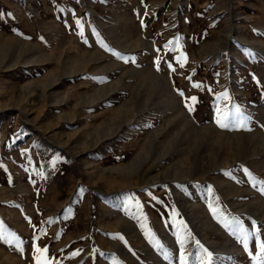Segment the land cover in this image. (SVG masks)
<instances>
[{"label":"rangeland","instance_id":"obj_1","mask_svg":"<svg viewBox=\"0 0 264 264\" xmlns=\"http://www.w3.org/2000/svg\"><path fill=\"white\" fill-rule=\"evenodd\" d=\"M261 245L264 0H0V264Z\"/></svg>","mask_w":264,"mask_h":264},{"label":"snow or ice","instance_id":"obj_2","mask_svg":"<svg viewBox=\"0 0 264 264\" xmlns=\"http://www.w3.org/2000/svg\"><path fill=\"white\" fill-rule=\"evenodd\" d=\"M193 99H195V98H193ZM221 127H224V125L222 124ZM197 243H199V242H197ZM201 247H202V246H201ZM261 249H262V251H264V245H261ZM37 251H39V249H37ZM44 251H46V249H44ZM205 252H207L206 249H205ZM208 255H209V257L211 256L210 253H209ZM183 264H186V262H183ZM260 264H264V258H262Z\"/></svg>","mask_w":264,"mask_h":264}]
</instances>
